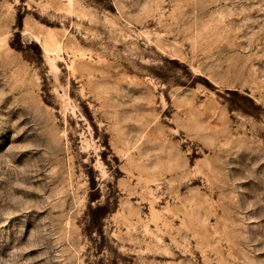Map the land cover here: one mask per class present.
Segmentation results:
<instances>
[{
	"label": "rangeland",
	"instance_id": "1",
	"mask_svg": "<svg viewBox=\"0 0 264 264\" xmlns=\"http://www.w3.org/2000/svg\"><path fill=\"white\" fill-rule=\"evenodd\" d=\"M0 264H264V0H0Z\"/></svg>",
	"mask_w": 264,
	"mask_h": 264
}]
</instances>
